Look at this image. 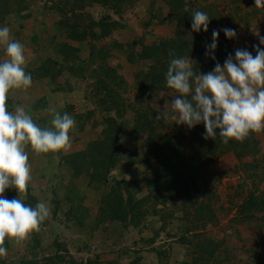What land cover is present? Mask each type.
Here are the masks:
<instances>
[{
    "label": "rangeland",
    "instance_id": "obj_1",
    "mask_svg": "<svg viewBox=\"0 0 264 264\" xmlns=\"http://www.w3.org/2000/svg\"><path fill=\"white\" fill-rule=\"evenodd\" d=\"M57 1L29 0L30 16L24 21H19L20 23L9 24L12 38L24 46L26 73L33 71L40 60L44 61L46 57H51L52 54L49 52L51 43L66 42L72 47H79L81 49L79 57L84 60L89 53L88 45L104 47L108 50L106 65L115 68L117 74L123 77L124 96L129 103L133 104L134 109L138 108L140 102L137 97H141L142 94L138 89L137 72L139 69L145 70L149 63H130L127 58L130 52L126 45L138 44L140 41L148 45L173 37L177 26L171 23L167 6L162 0H141L134 7L129 8L121 18L112 15L113 19L124 25L123 30L114 33L110 38L98 41L89 38L87 42L80 44L68 38L67 33L71 30L66 29L67 27L57 29L61 26L58 23L61 19L49 10V7ZM185 1L194 7H202L208 12L209 17L219 16L225 28L235 30L237 34L235 39H227L225 36L217 38L218 49L227 45V56L229 54L234 56L236 49H247L254 56L253 46L264 47L260 45V38L264 37V8H255L253 0ZM85 12L94 20H98L99 15L103 14V10L98 6L89 7ZM67 17H70V20H67L68 25L76 23V16L68 13ZM3 25L0 23V26ZM32 35L36 36V40L35 38L32 40ZM137 44L135 49L138 51ZM116 45H121V48H117ZM5 58V46L0 45V60ZM190 59L193 61V58ZM223 63L224 61L221 66ZM63 65L67 66L66 63H62ZM66 74L67 72L63 73L64 77L58 74L54 80L32 79L28 89L11 90L5 101L9 111L14 112L17 106H22L34 123L41 128L51 129L52 127L53 112L49 111L50 109L61 114L67 112L71 116H80L84 119V124L83 129H79V118H73L75 127L70 133L71 147L66 151L35 154L30 148H26L32 180L20 198L25 203L33 205L37 202H45L49 207V215L40 225L39 230L32 232L22 244L16 245L6 240L4 246L7 254L0 258V264H21V261H33L36 264H69L72 259L77 264H86L88 260L95 259L100 264H190L199 254L195 245L205 244L207 241L220 244L217 252H227L229 264H253V259L257 264H264V244L262 243L264 237L257 235L249 238L242 234L245 223L240 218L237 222H229V219L232 221L236 217V207L254 189L252 182L245 179V174L237 171L238 162L230 154L215 159L211 164L201 166L195 177L197 188L203 193L199 201L207 198L204 196L216 197L213 198L215 200L213 204L216 207L221 205L225 210L230 209L227 215L226 212H216L215 223L217 224H209L205 229L186 232L189 223L182 220L184 213L178 209L183 203L181 197L173 199L174 206L170 202H166L165 205H160L159 202L153 204L152 207L157 213L143 215L140 220L136 219V224L131 222L97 224L96 217L101 193L86 187L82 177L75 179L73 185L71 184L70 197L75 201V205L86 209L88 214H85L83 226L76 225L74 221H66L64 213L69 207V202L61 201L58 208L53 203L54 199L60 200L63 197L65 188L68 189L66 186L69 175L58 164L59 159L62 155L82 150L88 142L97 139L103 127L104 116L101 108L89 98L91 89L89 85L92 80L75 77L70 80L71 91L65 92L63 88L61 89L63 91H56L60 86L62 87ZM175 95V92L162 91L151 95L150 108L160 113L165 106V110L171 113L170 100ZM145 96L146 94L142 97ZM69 107L71 108L68 111ZM133 119L134 113L130 111H127L123 117V120L129 123V127H132ZM165 119L169 124L162 127V133H170L172 126L176 129L182 126L170 118ZM256 136L264 141V133L256 134ZM120 137L124 153L120 157L118 166L110 171L107 184L118 182L119 179L135 181L149 178L151 174L145 167L134 166L129 169L124 159L127 153L144 152L142 142L145 136L141 135L137 140H131L127 132H121ZM183 145L189 147L187 141H184ZM249 160L251 158H247L245 163ZM257 188L258 191L255 193H264V181L258 184ZM138 192V198L146 197L148 194L142 182L138 186ZM7 193H12L18 198L15 189L6 190L4 193L6 198ZM231 200L232 204L234 203L232 208L228 205ZM150 204L152 203L147 201L142 210L147 211ZM54 208H56L55 212H53ZM189 208L191 213L193 207ZM163 210L166 213L165 222L158 214V211L160 213ZM77 212V215L82 213ZM197 235L200 236L197 237ZM163 252L166 254L164 258L160 256ZM55 256L63 260L56 262L58 258ZM200 263L213 264L207 257H202Z\"/></svg>",
    "mask_w": 264,
    "mask_h": 264
},
{
    "label": "trees",
    "instance_id": "obj_2",
    "mask_svg": "<svg viewBox=\"0 0 264 264\" xmlns=\"http://www.w3.org/2000/svg\"><path fill=\"white\" fill-rule=\"evenodd\" d=\"M140 1L58 0L49 7V10L61 19L58 22L61 26L57 29L61 30L64 26L67 27L66 29L71 30L67 33L68 38L83 44L89 38L98 41L110 38L114 33L123 30L124 25L113 19L112 15L121 18L129 8L134 7ZM162 1L169 10L171 23L177 26L174 36L148 45L140 41L138 44L136 43L139 46L138 51L135 49L136 44L126 45L132 55L127 56L130 63H149L145 70L139 69L137 72L139 93L142 96L146 94L145 97H137L140 102L138 108L134 109L133 104L129 103L127 97L124 96L125 81L123 77L117 74L115 68L106 65L105 61L108 55L106 51L108 50L104 47L97 48L92 44L88 45L89 53L84 60L79 57L81 50L79 47H72L66 42L51 43L49 48L51 57H46L44 61L40 60L33 71L29 72L32 79L35 80L47 78L54 80L56 75L63 76V73L67 72L62 87L60 86L56 91H63L62 88L65 92L71 91L70 80L75 77L92 80L89 85L91 88L89 98L104 113L103 127L98 138L88 142L82 150L60 157L58 164L69 175L66 186L68 189L65 188L63 197L60 200L54 199L53 203L58 208L61 201L67 200L69 207L64 213L65 220L74 221L76 225L83 226L85 214L88 213L86 209L75 205V201L70 197L71 184L73 185L75 179L82 177L86 187L101 193L96 217L97 224L111 225L113 222L136 224V219L140 220L143 215L157 213L152 207L153 204L159 202L160 205H165L166 202H170L174 206L173 199L181 197L183 203L178 209L184 213L182 220L189 223L186 232L202 230L209 224H217L215 223L216 212H226L227 215L230 209L225 210L221 205L216 207L213 204L216 197L204 196L207 198L199 201L203 193L197 188L195 177L201 166L211 164L215 159L230 154L238 162L237 171H242L245 174V179L252 182L254 189L236 207V217L232 221L229 219V222H237L240 218L247 225H243L242 234L249 238H254L257 235L264 237V193H255L258 191L257 185L264 181V141H261L256 134H250L242 142L229 141L227 144L220 142L218 137L215 140L204 139L205 129L202 123L192 129H188L185 125L179 129L172 126L170 133H162V127L169 123L165 118L159 121L155 120L159 113L150 108V96L161 91L174 92L166 87L165 82V73L173 57L193 58L195 63L193 70L205 74L214 69L215 63L221 64L225 61L228 53L227 45L219 49L218 45L216 48L218 50H215L214 53L215 60L205 55L206 45L211 43L214 29L219 32L221 38L224 37L222 29L225 27L222 25V20H219V16L209 17L211 21L207 33L203 31L195 33L191 31V15L196 10L208 14L206 10L202 7H194L185 0ZM28 3L29 0H0V23L9 27L12 22L24 21L30 16ZM93 6H98L103 10V14L99 15L98 20H94L85 12L87 8ZM68 13L76 16L74 25H68L70 20V17H67ZM31 37L32 40L34 38L36 40V36L32 35ZM116 47L120 49L121 45H116ZM62 63H66L67 66H62ZM127 111L134 113L132 127H129V123L123 120ZM72 116L79 118V129L82 130L84 119L80 116ZM121 132H127V136L131 140H137L141 135L145 136L142 142L145 148L144 152L127 153L124 159L129 169L134 166H142L150 172L151 176L135 181L119 179L118 182L108 185V175L112 169L118 166L117 164L121 161L120 157L124 153L120 142ZM184 141H187L188 148L183 145ZM247 158H251V160L245 163ZM141 182L145 185L148 194L146 197L138 198V186ZM7 198L11 200L16 197L12 193H7ZM147 201L152 204L147 211H144L142 207ZM26 204L35 206L31 203ZM228 205L233 207L232 200ZM189 207H193L191 213ZM77 211L82 213L77 215ZM158 214L160 219L165 222L166 213L164 210L160 213L158 211ZM262 243L264 244V242ZM219 245L212 241L195 245L199 254L190 264H201L202 257L211 259L213 264H229L227 261L229 254L217 252ZM165 255L163 252L160 256L164 258ZM55 257L58 258L56 262L63 260L61 257ZM253 257L255 258L254 255ZM21 264H36V262L21 261ZM69 264H77V262L72 259ZM86 264L100 263L95 259L88 260ZM253 264H257L254 259Z\"/></svg>",
    "mask_w": 264,
    "mask_h": 264
},
{
    "label": "clouds",
    "instance_id": "obj_3",
    "mask_svg": "<svg viewBox=\"0 0 264 264\" xmlns=\"http://www.w3.org/2000/svg\"><path fill=\"white\" fill-rule=\"evenodd\" d=\"M255 8H264V0H253ZM210 18L196 10L191 15V31L207 33ZM227 39H235L234 29H222ZM219 32L212 31L205 55L215 60ZM0 45L5 46V59L0 60V258L6 256V240L22 244L49 215L45 202L30 206L20 198L32 180L26 148L35 154L66 151L71 147L70 133L75 120L67 112L53 109L51 129L36 125L22 106L9 111L6 99L11 90H26L32 84L24 65V46L10 35L7 25L0 26ZM264 45V37L260 38ZM255 55L247 49H236L223 66L215 63L211 72L201 74L193 70L190 57H173L165 73L168 89L176 95L170 100L171 113L163 110L155 117L170 118L178 125L192 129L203 124L204 139L242 142L250 134L264 133V47L253 46ZM169 103V102H168ZM126 177V176H125ZM128 178V177H127ZM15 189L18 198L4 195Z\"/></svg>",
    "mask_w": 264,
    "mask_h": 264
}]
</instances>
